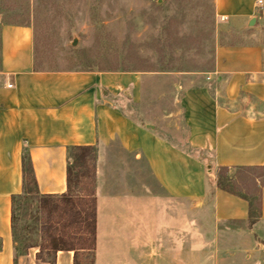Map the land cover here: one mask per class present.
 I'll list each match as a JSON object with an SVG mask.
<instances>
[{"label": "crops", "instance_id": "0c3cea01", "mask_svg": "<svg viewBox=\"0 0 264 264\" xmlns=\"http://www.w3.org/2000/svg\"><path fill=\"white\" fill-rule=\"evenodd\" d=\"M213 1L236 39L218 44L208 75L185 86L182 138L133 116L141 73L37 68L32 27L2 25L0 264H16L12 196L23 189L24 151L40 193L62 194L76 145L98 152L94 264H264V182L256 217L218 183L221 169L264 170V3ZM38 251L17 264H50ZM88 261L80 251L77 264ZM55 264H76L74 250H58Z\"/></svg>", "mask_w": 264, "mask_h": 264}, {"label": "rangeland", "instance_id": "374dc122", "mask_svg": "<svg viewBox=\"0 0 264 264\" xmlns=\"http://www.w3.org/2000/svg\"><path fill=\"white\" fill-rule=\"evenodd\" d=\"M11 23L32 27L37 68L141 73L139 100L129 108L171 138L185 133V86L208 75L218 44L236 39L222 26L213 0H0V31ZM138 167L151 185L144 160ZM219 181L250 201L257 216L264 170L221 169ZM20 217L22 250L40 242L41 214L24 205Z\"/></svg>", "mask_w": 264, "mask_h": 264}, {"label": "trees", "instance_id": "16d2710c", "mask_svg": "<svg viewBox=\"0 0 264 264\" xmlns=\"http://www.w3.org/2000/svg\"><path fill=\"white\" fill-rule=\"evenodd\" d=\"M97 158L94 145H76L68 149L67 191L62 194H41L28 152L23 153V189L12 196V230L17 256L38 246L37 258L55 264L58 250H74L75 262L80 251L89 254L94 264L97 244ZM218 183L221 184V181ZM36 206L41 214L40 242L25 243L19 250L20 210Z\"/></svg>", "mask_w": 264, "mask_h": 264}, {"label": "water", "instance_id": "95a60500", "mask_svg": "<svg viewBox=\"0 0 264 264\" xmlns=\"http://www.w3.org/2000/svg\"><path fill=\"white\" fill-rule=\"evenodd\" d=\"M255 22H256V18H253V19L250 21L249 25H250V26H253V25L255 24ZM76 43H77V39L74 40L73 44L76 45Z\"/></svg>", "mask_w": 264, "mask_h": 264}, {"label": "built area", "instance_id": "2783aa9c", "mask_svg": "<svg viewBox=\"0 0 264 264\" xmlns=\"http://www.w3.org/2000/svg\"><path fill=\"white\" fill-rule=\"evenodd\" d=\"M263 3H264L263 0H259L260 5H263ZM222 19H225V17H222Z\"/></svg>", "mask_w": 264, "mask_h": 264}]
</instances>
